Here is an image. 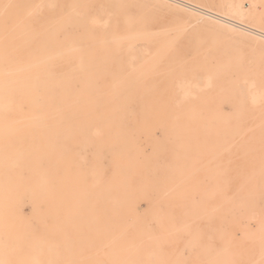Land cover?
<instances>
[{"label": "rangeland", "instance_id": "374dc122", "mask_svg": "<svg viewBox=\"0 0 264 264\" xmlns=\"http://www.w3.org/2000/svg\"><path fill=\"white\" fill-rule=\"evenodd\" d=\"M51 1L29 0L44 7ZM57 1L46 33V10L32 12L35 47L12 64L25 67L23 85L36 93L52 85L56 94L54 104L30 96L23 107L71 109L82 119L29 129L51 130L54 152L64 155L52 171L55 193L68 208L52 214L66 231L52 232L54 223L41 219L44 208L36 211L30 197L20 208L44 245L40 260L264 264V43L153 0ZM188 1L221 10L227 0ZM242 2L250 8L251 0ZM256 9L264 15V0H256ZM87 19L100 35L92 42L82 38ZM136 32L139 38L120 46L104 39ZM54 50L58 58L43 59ZM218 69L231 81L213 77L207 87ZM229 83L238 90L227 89ZM99 116L115 124L106 128ZM36 138L24 149L44 142ZM122 228L127 232L119 234ZM49 242L56 253L47 254Z\"/></svg>", "mask_w": 264, "mask_h": 264}, {"label": "bare ground", "instance_id": "6f19581e", "mask_svg": "<svg viewBox=\"0 0 264 264\" xmlns=\"http://www.w3.org/2000/svg\"><path fill=\"white\" fill-rule=\"evenodd\" d=\"M153 1L185 10L198 20L209 22L235 35L264 43V15L257 12L256 0H251L250 8H246L242 0H227L222 5L221 10L207 9L188 0ZM59 5L60 2L57 0L48 2V7H44L42 4L32 5L29 0H0V264H51L40 260V256L44 253V245L30 232L29 224L22 218L20 208L26 197H30L36 211L44 208L39 213H41L42 220H50L54 223L52 232L62 233L66 231L63 230V224L56 222L57 219L52 214L54 207L59 208V210L67 207L62 205L61 196L55 193V174L52 171V166L58 163L64 155L54 152V136L51 130L32 131L29 129L34 127L50 128L57 125L55 122L58 125L68 126L82 119L76 116L75 111L71 109L57 110L47 107L39 110L32 107H23L24 100L30 96L47 98L46 104H54L53 98L56 94L49 89L52 88V85L43 86L45 89L39 93L34 92L31 85H23L22 81L24 78L21 75V69L25 67L12 65L35 47L36 41L31 36L33 30L32 12L41 13L46 10L41 23V30L46 33L52 25L50 18L58 13ZM93 23L89 19L81 23L84 32L82 38H90V42L92 40L95 41V37H100L99 34L96 35ZM54 26L62 29L61 22H56ZM106 38H104L105 42L116 43L120 46L122 43L133 42L139 38V33L113 34ZM59 56L58 52L54 50L51 54L45 55L43 59H53ZM10 64L12 66H9ZM7 68H9L8 71L11 74L9 84L5 78ZM222 71V69H218L208 76L207 87L212 85L213 77H219L227 83L231 81V78H227L225 75L224 77L222 76ZM29 79L32 81L36 80L35 77H30ZM227 89L238 90V85L229 83ZM261 94L260 96H262ZM68 95H76V93ZM184 96L187 97L188 93H185ZM196 110V107L191 110L193 120ZM99 117L101 120L106 121L104 123L106 128L115 124V122L113 124L107 122L109 116ZM39 134L43 136L44 142L36 144L34 150L24 149V144L28 140L33 143L36 142V136ZM41 145L44 146V150L41 149ZM66 179V176H63L60 184L65 185ZM28 204L30 205V203ZM129 208L132 211L128 210V213L134 215L133 206H128L127 209ZM103 232L104 229L100 230L99 234ZM126 232L127 230L122 228L119 234ZM26 233H30L31 236L26 237ZM15 241L17 246H14ZM80 244L84 246L85 241H81ZM100 244L101 251L106 253L104 248L107 244L101 241ZM47 250V254H54L59 249L49 242ZM129 261L130 258L124 260L125 263Z\"/></svg>", "mask_w": 264, "mask_h": 264}]
</instances>
